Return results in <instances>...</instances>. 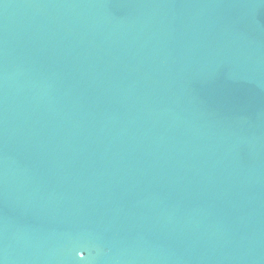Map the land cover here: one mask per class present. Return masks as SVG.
Returning a JSON list of instances; mask_svg holds the SVG:
<instances>
[{
	"label": "water",
	"instance_id": "1",
	"mask_svg": "<svg viewBox=\"0 0 264 264\" xmlns=\"http://www.w3.org/2000/svg\"><path fill=\"white\" fill-rule=\"evenodd\" d=\"M0 264H264V0H0Z\"/></svg>",
	"mask_w": 264,
	"mask_h": 264
}]
</instances>
